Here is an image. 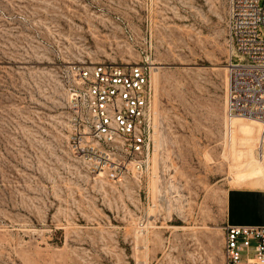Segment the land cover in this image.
<instances>
[{
	"label": "rangeland",
	"instance_id": "1",
	"mask_svg": "<svg viewBox=\"0 0 264 264\" xmlns=\"http://www.w3.org/2000/svg\"><path fill=\"white\" fill-rule=\"evenodd\" d=\"M226 15L227 0H0V264H224L233 209L264 193L263 125L227 120ZM150 50L149 165L115 148L95 166L71 148L75 68Z\"/></svg>",
	"mask_w": 264,
	"mask_h": 264
},
{
	"label": "built area",
	"instance_id": "2",
	"mask_svg": "<svg viewBox=\"0 0 264 264\" xmlns=\"http://www.w3.org/2000/svg\"><path fill=\"white\" fill-rule=\"evenodd\" d=\"M226 23V114L257 118L264 133V0H227ZM153 65L150 50L141 62L76 66L77 85L70 89L75 153L97 166L109 150L121 148L126 169L149 165L159 125ZM223 252L224 264H264V225L227 223Z\"/></svg>",
	"mask_w": 264,
	"mask_h": 264
},
{
	"label": "crops",
	"instance_id": "3",
	"mask_svg": "<svg viewBox=\"0 0 264 264\" xmlns=\"http://www.w3.org/2000/svg\"><path fill=\"white\" fill-rule=\"evenodd\" d=\"M254 197L255 202L247 205L249 212H237L238 210L233 209L232 221L235 224L264 225V193H260L259 196L254 195Z\"/></svg>",
	"mask_w": 264,
	"mask_h": 264
},
{
	"label": "bare ground",
	"instance_id": "4",
	"mask_svg": "<svg viewBox=\"0 0 264 264\" xmlns=\"http://www.w3.org/2000/svg\"><path fill=\"white\" fill-rule=\"evenodd\" d=\"M154 67L156 68V66H154ZM228 88H229V82H228ZM228 88H227V89H228ZM236 117H243V118H247V119L250 118V117L238 116V115H232V116L227 115V120L233 122V119L236 118ZM254 119L258 120L259 123H260L261 125H263L262 122H261L259 119H257V118H254ZM227 120H226V121H227ZM227 128H228V127H227ZM262 128H263V127H262ZM228 133H229V135H231V133H232L231 125H230V127H229V132H228ZM261 133H263L262 129H261ZM263 134H264V133H263ZM260 149L262 150V148H260ZM105 158H106V157H105ZM113 160H114V157L108 155V157H107V161H111V162H113ZM107 163H108V162H107ZM101 169H104V167L101 166Z\"/></svg>",
	"mask_w": 264,
	"mask_h": 264
}]
</instances>
